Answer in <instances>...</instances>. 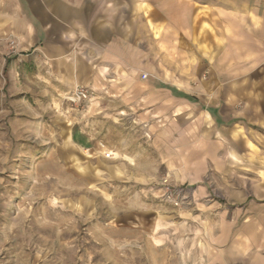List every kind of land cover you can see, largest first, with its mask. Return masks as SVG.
Instances as JSON below:
<instances>
[{"label":"crops","instance_id":"obj_1","mask_svg":"<svg viewBox=\"0 0 264 264\" xmlns=\"http://www.w3.org/2000/svg\"><path fill=\"white\" fill-rule=\"evenodd\" d=\"M1 72L153 134L192 264H264V0H0Z\"/></svg>","mask_w":264,"mask_h":264},{"label":"rangeland","instance_id":"obj_2","mask_svg":"<svg viewBox=\"0 0 264 264\" xmlns=\"http://www.w3.org/2000/svg\"><path fill=\"white\" fill-rule=\"evenodd\" d=\"M3 75L0 264H192L191 186L171 183L153 134Z\"/></svg>","mask_w":264,"mask_h":264},{"label":"built area","instance_id":"obj_3","mask_svg":"<svg viewBox=\"0 0 264 264\" xmlns=\"http://www.w3.org/2000/svg\"><path fill=\"white\" fill-rule=\"evenodd\" d=\"M91 94L87 89L84 88H76L70 95H68L66 98L68 101L74 103V104H81L85 101L90 100ZM147 137H149V134H146ZM108 155L107 157H109Z\"/></svg>","mask_w":264,"mask_h":264}]
</instances>
